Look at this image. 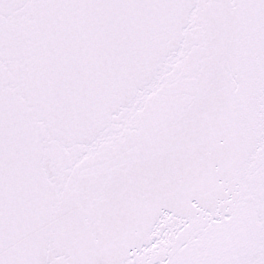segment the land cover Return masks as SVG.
<instances>
[{"label": "snow or ice", "instance_id": "obj_1", "mask_svg": "<svg viewBox=\"0 0 264 264\" xmlns=\"http://www.w3.org/2000/svg\"><path fill=\"white\" fill-rule=\"evenodd\" d=\"M0 264H264V0H0Z\"/></svg>", "mask_w": 264, "mask_h": 264}]
</instances>
